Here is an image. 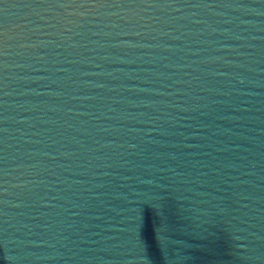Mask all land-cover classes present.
<instances>
[{
  "label": "water",
  "instance_id": "95a60500",
  "mask_svg": "<svg viewBox=\"0 0 264 264\" xmlns=\"http://www.w3.org/2000/svg\"><path fill=\"white\" fill-rule=\"evenodd\" d=\"M0 264H264V0H0Z\"/></svg>",
  "mask_w": 264,
  "mask_h": 264
}]
</instances>
